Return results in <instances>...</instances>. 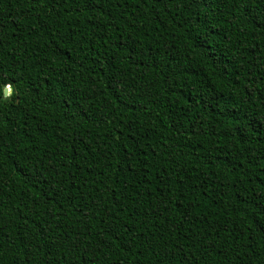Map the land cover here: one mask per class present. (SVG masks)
I'll return each instance as SVG.
<instances>
[{"label":"trees","instance_id":"trees-1","mask_svg":"<svg viewBox=\"0 0 264 264\" xmlns=\"http://www.w3.org/2000/svg\"><path fill=\"white\" fill-rule=\"evenodd\" d=\"M0 264H264V0H0Z\"/></svg>","mask_w":264,"mask_h":264},{"label":"water","instance_id":"water-1","mask_svg":"<svg viewBox=\"0 0 264 264\" xmlns=\"http://www.w3.org/2000/svg\"><path fill=\"white\" fill-rule=\"evenodd\" d=\"M8 91H9V87H8V86H5V87L3 88V90H2V94H3L4 96L7 95Z\"/></svg>","mask_w":264,"mask_h":264}]
</instances>
